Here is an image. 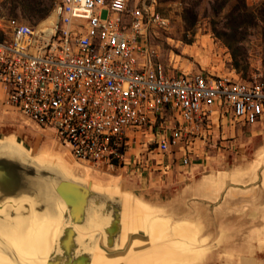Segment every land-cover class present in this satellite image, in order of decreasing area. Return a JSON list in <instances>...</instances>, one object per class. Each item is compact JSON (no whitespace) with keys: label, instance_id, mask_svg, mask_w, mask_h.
I'll use <instances>...</instances> for the list:
<instances>
[{"label":"built area","instance_id":"obj_1","mask_svg":"<svg viewBox=\"0 0 264 264\" xmlns=\"http://www.w3.org/2000/svg\"><path fill=\"white\" fill-rule=\"evenodd\" d=\"M147 15L127 0H53L35 23L0 16V102L77 160L147 173L166 171L164 152L189 164L213 113L222 123L264 116L259 80L166 71L145 43Z\"/></svg>","mask_w":264,"mask_h":264},{"label":"rangeland","instance_id":"obj_2","mask_svg":"<svg viewBox=\"0 0 264 264\" xmlns=\"http://www.w3.org/2000/svg\"><path fill=\"white\" fill-rule=\"evenodd\" d=\"M127 2L143 4L148 8L145 43L166 71L209 70L256 79L264 85V0ZM52 3L53 0H0V16H16L35 23L50 13ZM201 136L194 143L196 157L189 164L172 158L170 151L156 155L160 159L159 165L168 163L166 172L156 169V164L148 173L144 170L133 172L125 165L90 164L73 158L50 129L35 124L19 111L0 102V138H13L28 159L27 162L11 163L13 171L42 177L54 185L62 179L82 186L92 182L101 189H113L114 195L116 192H128L157 208L153 215L167 219L166 232L161 239L172 235V227L178 220H187L194 229L190 247H202L203 253L193 261L171 264L225 263V207L222 206L221 196L213 202L192 195L186 190L188 182L193 178L209 176L216 181L212 186L217 192L224 186L221 177L224 171L237 174L239 165L246 163L249 174L259 175L264 167L261 163L264 160V116L251 124L240 121H225L222 124L213 117ZM40 155L44 157L42 161L36 159ZM58 164H63L69 173H63ZM227 185L238 184L231 181ZM205 187V184L200 186L202 189ZM52 192L58 200L55 190L52 189ZM38 204L42 206V202ZM249 211L247 215H254L255 211ZM61 213L62 225H70L74 229L72 216L64 207ZM227 216L235 222L229 231L236 232L237 212ZM144 227L138 226L134 231L128 229L125 242L130 245L133 240H138L131 244L132 247L148 244L149 235ZM79 232L82 238L100 247L106 255L124 252L125 247L118 244V227H84ZM4 251L17 264H25L12 251ZM262 255L264 259V252ZM80 264H92L90 256L83 257Z\"/></svg>","mask_w":264,"mask_h":264},{"label":"bare ground","instance_id":"obj_3","mask_svg":"<svg viewBox=\"0 0 264 264\" xmlns=\"http://www.w3.org/2000/svg\"><path fill=\"white\" fill-rule=\"evenodd\" d=\"M15 161H28L22 147L11 137L0 138V264H17L4 249L25 264H80L86 255L92 264H171L193 261L203 253L202 247H190L194 229L187 220H178L172 235L161 239L167 219L153 215L157 208L128 192L114 195L113 189H101L92 182L88 186L61 184L60 194L68 202L65 207L59 194L58 200L53 195L54 183L13 171L10 167ZM62 165L58 164L62 172L69 173ZM63 207L72 216L76 231L60 222ZM110 225L118 227V244L125 247L122 253L106 255L80 236L84 227ZM141 225L146 227L149 242L132 247L138 240L126 243L127 230Z\"/></svg>","mask_w":264,"mask_h":264},{"label":"crops","instance_id":"obj_4","mask_svg":"<svg viewBox=\"0 0 264 264\" xmlns=\"http://www.w3.org/2000/svg\"><path fill=\"white\" fill-rule=\"evenodd\" d=\"M213 117L222 123L214 113L211 122ZM261 163L264 164V160ZM246 165H239L237 174L224 171L221 174L224 186L220 191H213L212 185L216 181L209 176L193 178L186 185V190L192 195L207 201L215 202L221 196L222 206L225 207V263L220 264H264V167L258 177V174H249ZM231 181L238 185L228 186ZM202 184H205V189L200 188ZM249 210L255 211L254 215H247ZM235 211L238 214L237 231L230 232L235 222L230 221L227 215Z\"/></svg>","mask_w":264,"mask_h":264},{"label":"water","instance_id":"obj_5","mask_svg":"<svg viewBox=\"0 0 264 264\" xmlns=\"http://www.w3.org/2000/svg\"><path fill=\"white\" fill-rule=\"evenodd\" d=\"M63 183H67V184H76V183H74V182H71V181H69V180H62V179H60V180H58V182H56V184H55V187H54V190H55V192L57 193V194H59V196L61 197V199L64 201V203L66 204V206H68V202L66 201V199H64L63 197H62V195L60 194V185L61 184H63ZM77 185V184H76ZM79 185V184H78ZM82 186V185H81Z\"/></svg>","mask_w":264,"mask_h":264}]
</instances>
